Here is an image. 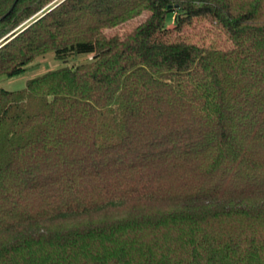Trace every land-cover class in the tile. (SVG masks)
<instances>
[{
	"label": "trees",
	"instance_id": "1",
	"mask_svg": "<svg viewBox=\"0 0 264 264\" xmlns=\"http://www.w3.org/2000/svg\"><path fill=\"white\" fill-rule=\"evenodd\" d=\"M47 51L0 86V264H264V0H0V75Z\"/></svg>",
	"mask_w": 264,
	"mask_h": 264
},
{
	"label": "rangeland",
	"instance_id": "2",
	"mask_svg": "<svg viewBox=\"0 0 264 264\" xmlns=\"http://www.w3.org/2000/svg\"><path fill=\"white\" fill-rule=\"evenodd\" d=\"M143 18H144V14L116 28L105 30V33L107 34H111L115 32L121 33L123 31L129 30L132 26H134ZM165 24L166 26H171L173 24L172 14H168L166 16ZM82 58L83 57H75V55H69L66 58L62 59V58H57L52 51H47L43 54L34 57V59L31 62L25 65L24 70L19 75L12 77L6 75H0V86L7 90H16L23 88L25 86L27 79L37 76L45 72L46 70L57 68L65 64L71 63L73 61L80 60Z\"/></svg>",
	"mask_w": 264,
	"mask_h": 264
},
{
	"label": "water",
	"instance_id": "3",
	"mask_svg": "<svg viewBox=\"0 0 264 264\" xmlns=\"http://www.w3.org/2000/svg\"><path fill=\"white\" fill-rule=\"evenodd\" d=\"M54 6H55V5H54ZM52 7H53V6H52ZM52 7H51V8H52ZM49 9H50V8H49ZM49 9H48V10H49ZM35 20H36V19H35Z\"/></svg>",
	"mask_w": 264,
	"mask_h": 264
}]
</instances>
